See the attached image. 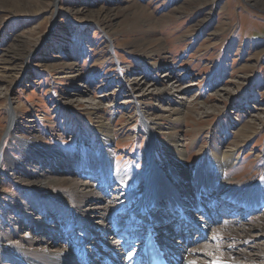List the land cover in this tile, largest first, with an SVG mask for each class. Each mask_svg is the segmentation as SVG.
I'll use <instances>...</instances> for the list:
<instances>
[{
    "label": "rangeland",
    "instance_id": "obj_1",
    "mask_svg": "<svg viewBox=\"0 0 264 264\" xmlns=\"http://www.w3.org/2000/svg\"><path fill=\"white\" fill-rule=\"evenodd\" d=\"M11 104L17 121L7 132ZM144 118L157 123V139L179 134L188 167L216 176L199 188L209 210L204 248L226 257L220 264H264V0H0V149L10 156L0 167V263L18 264L20 255L55 264L43 257L70 248L75 264H87L80 255L98 240L78 223L86 206L107 204L104 221L115 229L105 240L120 243L126 227L140 232L142 212L131 206L146 182ZM37 144L55 154L33 156ZM232 147L236 161L217 175L211 151ZM154 149L159 170L165 164ZM63 176L80 193L45 180ZM240 181L257 191L239 189L242 200L219 187ZM166 199L155 224L176 215ZM189 207L182 210L194 223L183 225L199 229V209ZM244 227L253 235L246 240ZM32 233L42 242L25 244Z\"/></svg>",
    "mask_w": 264,
    "mask_h": 264
},
{
    "label": "bare ground",
    "instance_id": "obj_2",
    "mask_svg": "<svg viewBox=\"0 0 264 264\" xmlns=\"http://www.w3.org/2000/svg\"><path fill=\"white\" fill-rule=\"evenodd\" d=\"M8 109H9V121L7 124V132L11 130L12 128H14L15 123L17 121V116L14 113V106H12L11 104L9 105ZM172 113L179 114V117L181 116L180 115L181 112L179 108L174 110V112ZM143 124H144L143 128H145V131L147 132L145 150L143 152L144 167L146 170L145 172L141 173V178L142 180L146 182L142 188L140 196H138L139 197L138 200L136 201V203H134L133 207H136L141 212L147 211V210L153 212V213H149V215H151V218L149 220H146V222H151V224L153 225L155 221L157 220L156 216H159L156 214H159V212H161L160 210H158L157 206H159V204L163 201L162 195L165 196L167 199L166 201H164L163 205L166 207L167 206L170 207L171 210L174 211L176 215L170 216L169 222H166L165 224H161L160 222H159L160 224H156V225L154 224L156 228L154 229V234L157 235V237L158 235L160 236V238L158 237L160 242L164 245L165 251L172 257V259L177 261L180 258L185 262L183 264H193V262L194 264H220L221 262L225 263L226 257L224 256L219 257L217 261V258L211 255L209 250L206 249L210 241L205 240L206 239L205 231L209 227L210 224L204 213H208L209 210H207V208H205V206L203 205L205 198L202 196V194H200V189H199V188H202L206 190L207 189L206 185L207 186L213 185L214 178L216 176L213 173H209V172L206 173L204 170H201L202 174L200 175L196 167L195 168L188 167V165L185 164L184 160L182 159V149H184V146H186L187 144H184L182 142V140L179 137V134L176 131L172 130V131H166L167 133L163 132L164 136L162 138L160 137L157 139L156 135L157 133L159 134V132L155 131V125L157 123L154 122L153 120L144 118ZM100 128L102 127L100 126ZM244 129H245L244 125H241L238 128V130L240 131ZM238 134L240 133H238L237 131L235 133L236 135L235 139L239 137ZM216 139L218 140L219 138H216ZM211 140L212 142L215 141L212 138ZM158 147L160 148L161 156L163 158V163L165 165H163L159 170H156V169H153V163H152L153 159L152 158L153 156H155L156 150L154 148H158ZM237 147H232L227 150L226 149L221 150V148H218V149H213V151H211L213 160L215 162L214 166H215L216 174H217V171L220 170L221 168L222 170H227L226 169L227 165H230L234 163V161H236L235 158L237 157V155L234 154L232 150L234 151ZM33 148H34L33 156H38L45 152H47V154L49 153L55 154L54 151L48 149L47 147L39 146V144L34 145ZM4 155H5V159L3 158V152L0 149V163L2 160L0 167H2L3 169H4L3 163L5 162L7 157H10L8 156L6 152L4 153ZM7 161L10 162L11 159L9 158ZM58 167H63V166L58 162V163L51 165V167L48 170H50L51 168L57 169ZM193 168L195 172L192 171ZM56 173H60V172L57 171ZM45 180L47 181L46 183H48V181L52 182L54 180L58 182L66 183L65 186L71 189V192L80 193L77 187L78 183H76V181H73L72 178H67L63 176V178L53 179L50 177L49 180L47 179ZM151 181H154L153 188L161 189L160 194L152 193L150 191ZM45 185H48V184H45ZM219 187L222 189L226 188V190L231 189L230 193L232 197L240 198L242 200H243V197H241L240 193L238 192L239 189L247 188L250 190V194L253 191H257V189L254 187V185L250 181H245V182L240 181L239 183L235 185H230V183L225 182L224 185L222 184ZM219 187L216 186V189L218 191L220 189ZM48 188H49V185H48ZM177 192H179V194H177ZM219 192H220V195H225V193L221 191ZM180 194L183 196V198H186V199H180L178 197ZM83 196L90 197L91 193L83 195ZM248 199L251 201V203L250 204L247 203L246 207L248 209H254V207H256L254 205L256 204L253 203L254 202L253 196L249 195ZM121 202L122 201H120V203ZM121 205L123 206V203H121ZM106 206L107 204L101 207L99 206L93 207L92 205L86 206L78 217L79 218L78 223L81 227H83L85 235L88 236V235L93 234L97 238L96 240H98V244L93 243L89 251H85L86 252L85 254L80 255V259L86 257L87 264H99L100 260L102 261V263H107V264L108 263L109 264H129L133 258L132 255L138 253V251L140 250V247L144 240V236L141 238L140 234L138 233L137 235H135V238H134L132 236L125 234V236H127L128 238H125V241L120 244L119 243L117 244L111 240H105L103 237H105L110 232L112 233V231L115 229L114 227H110L109 225L106 226L107 224L104 221L105 216L103 215V212H104L103 210ZM150 206H153L152 210L148 208ZM186 206L187 208L189 206H190L189 208H194L193 206H195L199 209V212L196 213V218H197L196 221H199L198 222L199 227H200L199 229H191L188 227L189 224H187L186 226L183 225V224H186L185 222L187 220L192 219L189 216L190 209H189V213H188V210L186 211L182 210V208H185ZM109 214L115 215V212L112 210V211H109ZM90 215H93L92 216L93 219L91 220L89 219ZM152 215L155 216L156 218L153 219ZM171 217H174L175 220L171 221L170 220ZM94 218H97V219H94ZM170 221L175 223L176 227L171 228V229L168 228L166 230V228L169 227V223H171ZM188 222L191 224L194 223L193 220H189ZM41 225L42 223L36 222L37 229H39ZM127 226H130V225H127ZM178 226H180L179 229H178ZM170 227H171V224H170ZM186 227L188 228L186 229ZM163 229L166 231H164ZM158 231H160V233ZM246 231H247L246 227H244L241 231L242 232L241 236H243L244 240L250 238V236H253L251 234L249 235L245 234ZM175 233L179 237L177 240L173 239V236ZM192 233H195L196 235L195 234L194 235L196 237H194V235L190 236ZM237 233H238L237 230L235 228H232L231 234L236 235ZM217 235H226V234H224L223 231L219 230ZM134 239H137L136 242L133 241ZM198 239L202 241L198 243L197 242ZM34 241L38 243L42 242L41 239H39V234L34 235V233H32V235H30V238L26 239L24 243L33 244ZM12 242L15 244L19 243L20 245H22L18 240H15ZM98 245L100 246L102 245L101 247L105 248L103 251L104 256H102V253H100L102 249L97 247ZM132 245H135V246H132ZM79 247L84 248V244L79 245ZM85 249L87 248L85 247ZM215 249L217 250L216 255L222 254L220 252V249H217V248ZM73 251H74L73 249L69 248L66 251H62L59 253L56 252L57 255H50L47 258L43 257V259L48 262L49 261L52 263L55 262V264H75L76 263L75 259L77 257L75 256ZM93 255H94V261H92V258H91ZM13 260L17 262L18 264H40L35 259L29 258L27 256L16 255V256H13ZM253 262H256V260L252 259V261H250L249 264H253ZM0 264H14V263L10 261L9 263H0Z\"/></svg>",
    "mask_w": 264,
    "mask_h": 264
},
{
    "label": "snow or ice",
    "instance_id": "obj_3",
    "mask_svg": "<svg viewBox=\"0 0 264 264\" xmlns=\"http://www.w3.org/2000/svg\"><path fill=\"white\" fill-rule=\"evenodd\" d=\"M193 264H194V262H193Z\"/></svg>",
    "mask_w": 264,
    "mask_h": 264
}]
</instances>
